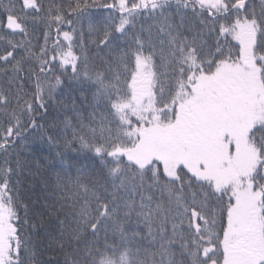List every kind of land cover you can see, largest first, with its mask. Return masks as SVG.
I'll list each match as a JSON object with an SVG mask.
<instances>
[{"label":"snow or ice","instance_id":"6c2138e0","mask_svg":"<svg viewBox=\"0 0 264 264\" xmlns=\"http://www.w3.org/2000/svg\"><path fill=\"white\" fill-rule=\"evenodd\" d=\"M0 264H264V0H0Z\"/></svg>","mask_w":264,"mask_h":264}]
</instances>
